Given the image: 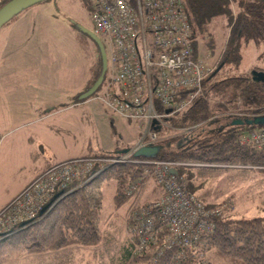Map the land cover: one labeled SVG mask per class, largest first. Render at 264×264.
<instances>
[{"label": "trees", "instance_id": "16d2710c", "mask_svg": "<svg viewBox=\"0 0 264 264\" xmlns=\"http://www.w3.org/2000/svg\"><path fill=\"white\" fill-rule=\"evenodd\" d=\"M84 1L89 9V0ZM181 4L191 23L195 54L199 49L212 53L214 40L210 28L218 23L225 32L220 55L212 74L193 101L178 114L166 118L161 126L151 125L160 139L150 146L155 150L153 154L136 157L197 164L176 168L177 176L184 179L192 193L197 180L204 181L212 172L229 166L264 175V146L255 148L240 143L247 130L255 126L245 120L264 116V81L255 82L250 73L237 71L240 47L251 42L256 50V61L250 70L264 72V0H181ZM78 36L81 43L84 37L89 38L96 58L90 66V79L82 92L75 94L76 99L99 76H106V70L102 73L101 56L93 40L87 34ZM220 116L227 119L225 124L192 133L198 124ZM236 120L242 123L232 124ZM180 128L191 130L177 134ZM169 133H172L170 137ZM113 154L93 152L87 155ZM145 169V165L130 162L110 164L97 168L87 181L73 183L38 219L13 228L0 238V264L27 254L109 242V235L100 228L105 183L112 186L113 209L123 206L129 211L125 221L130 235L119 246L115 264H264V218L234 217L231 208H221L220 215L211 220V232L200 233L189 248H163L167 230L156 223L153 240L138 249V237L131 228L134 224L131 214L161 193L152 179L144 177L137 185L136 194H126L128 185L143 177Z\"/></svg>", "mask_w": 264, "mask_h": 264}, {"label": "rangeland", "instance_id": "374dc122", "mask_svg": "<svg viewBox=\"0 0 264 264\" xmlns=\"http://www.w3.org/2000/svg\"><path fill=\"white\" fill-rule=\"evenodd\" d=\"M15 17L0 27V35L14 34L0 82V207L46 165L50 164L49 169L75 158L99 156L87 155L93 152H121L137 143L140 132L136 124L104 107L98 98L104 83L95 96L82 99L81 93L79 99L75 97L88 82L94 60L89 38L81 39L82 43L78 39L92 28L84 0H47ZM210 32L212 53L199 49L198 55L208 54L207 61L215 68L225 32L218 23ZM255 58L253 44H242L237 71L250 73ZM214 118L198 124L192 133L214 129L227 121L221 116ZM183 130L177 129V134L185 133ZM239 168L218 169L204 181L197 180L193 193L184 179L178 178L206 209L231 208L234 217L264 218V175ZM102 193L100 228L109 235V242L27 254L3 264H115L119 246L130 235L125 227L128 211L123 206L113 209L112 186L103 184Z\"/></svg>", "mask_w": 264, "mask_h": 264}, {"label": "built area", "instance_id": "2783aa9c", "mask_svg": "<svg viewBox=\"0 0 264 264\" xmlns=\"http://www.w3.org/2000/svg\"><path fill=\"white\" fill-rule=\"evenodd\" d=\"M88 4L91 33L102 40L106 52V76L98 98L108 111L136 124L139 139L125 152L79 157L43 170L0 211V238L13 229L10 225L19 228L38 219L73 183L87 181L97 168L130 162L146 169L143 177L128 185L126 194H136L144 177L161 191L131 214L137 248L153 240L156 223L167 230L163 248H189L200 233L211 232L212 218L221 213V208L206 209L177 174L169 173V169L197 164L136 154L160 141L151 125L161 126L166 118L185 109L214 68L207 61L208 54H195L191 23L181 0H89ZM253 128L240 143L261 148L264 127Z\"/></svg>", "mask_w": 264, "mask_h": 264}, {"label": "water", "instance_id": "95a60500", "mask_svg": "<svg viewBox=\"0 0 264 264\" xmlns=\"http://www.w3.org/2000/svg\"><path fill=\"white\" fill-rule=\"evenodd\" d=\"M45 0H8L4 4L0 6V27L3 26L6 22H8L11 18L22 12L23 10L27 9L28 7L37 4L39 2H42ZM86 34L97 43L99 47V53L102 60V73L106 70V55L105 50L102 44L100 43L99 39L94 36L91 32L86 31ZM251 79L255 82L264 81V72L257 71V70H251L250 72ZM102 75L98 77V79L95 81V83L84 93H82L81 98H85L87 96H90L92 93H94L101 81ZM241 120L233 121L232 124H241ZM245 123H253L258 126L264 125V116L258 117L252 120H245ZM126 150H122L121 152H125ZM155 150L152 148H144L137 151V154L148 156L152 155ZM170 174H176V170L169 169ZM43 211V210H42ZM41 211V212H42Z\"/></svg>", "mask_w": 264, "mask_h": 264}, {"label": "crops", "instance_id": "0c3cea01", "mask_svg": "<svg viewBox=\"0 0 264 264\" xmlns=\"http://www.w3.org/2000/svg\"><path fill=\"white\" fill-rule=\"evenodd\" d=\"M45 1H47V0H45ZM42 2H44V1H42ZM42 2H39V3H42ZM35 5V4H34ZM18 15V14H17ZM16 17H14L13 19H15ZM12 20V18L9 20V21H11ZM8 21V22H9ZM8 22H6V23H8ZM5 23V24H6ZM14 36V34H4V32L0 35V82H2V79H3V77H2V73H3V71H4V66H3V60L5 59V56H6V54H7V48H8V46H10L11 44H12V42H10V41H12L14 38H12ZM92 49H93V47H92ZM93 55H94V59L96 58V52H95V50L93 49ZM94 61V60H93ZM90 79V78H89ZM89 81V80H88ZM88 83V82H87ZM86 83V84H87ZM85 84V85H86ZM139 128V127H138ZM115 153H119V152H115ZM50 165V164H49ZM49 165H46L45 167H43L42 169H40V171L39 172H37V173H35L34 175H33V178H35L36 176H38L43 170H45L46 168H47V166H49ZM35 176V177H34ZM32 178V179H33ZM31 179V178H30ZM27 180L25 183H23L22 185H21V187L19 188V189H17L14 193H13V196L9 199V201L3 206V207H5L7 204H9L10 202H11V200L14 198V196L20 191V190H22L31 180ZM3 207H0V209H2ZM124 208V210H125V208L126 207H123ZM124 221V220H123ZM125 223V222H124ZM126 228H128V226L126 225L125 226Z\"/></svg>", "mask_w": 264, "mask_h": 264}, {"label": "flooded vegetation", "instance_id": "af4514ba", "mask_svg": "<svg viewBox=\"0 0 264 264\" xmlns=\"http://www.w3.org/2000/svg\"><path fill=\"white\" fill-rule=\"evenodd\" d=\"M97 38H98V37H97ZM91 40H92V39H91ZM93 42H94V41H93ZM94 43H95V45H96V47H97V52L99 53V47H98V45H97L96 42H94ZM99 54H100V53H99ZM104 79H105V77L103 76V77L101 78V81H100V83H99L97 89L102 85ZM96 80H97V79H96ZM96 80H94V82L89 86V88L95 83ZM89 88H88V89H89ZM88 89H87V90H88Z\"/></svg>", "mask_w": 264, "mask_h": 264}]
</instances>
